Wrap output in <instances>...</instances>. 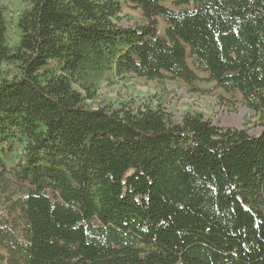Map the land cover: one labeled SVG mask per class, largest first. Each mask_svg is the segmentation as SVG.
Returning <instances> with one entry per match:
<instances>
[{
  "label": "trees",
  "instance_id": "trees-1",
  "mask_svg": "<svg viewBox=\"0 0 264 264\" xmlns=\"http://www.w3.org/2000/svg\"><path fill=\"white\" fill-rule=\"evenodd\" d=\"M24 1L14 46L0 3V264H264V0ZM127 76L211 84L263 131L91 105Z\"/></svg>",
  "mask_w": 264,
  "mask_h": 264
},
{
  "label": "rangeland",
  "instance_id": "rangeland-1",
  "mask_svg": "<svg viewBox=\"0 0 264 264\" xmlns=\"http://www.w3.org/2000/svg\"><path fill=\"white\" fill-rule=\"evenodd\" d=\"M177 0H164L163 5L177 9ZM7 16V40L9 46L18 42L16 26L19 14L25 7L24 0H0ZM121 13L118 23L123 27H134L141 24L142 13L135 6L120 1ZM160 30L164 23L158 19ZM198 88L203 92L191 93L181 80L165 82L146 81L134 76L105 79L99 86L98 98L91 103L94 108L107 105L119 108L122 105L138 107L142 104L157 106L164 102V109L176 120L187 112H199L220 128L246 129L251 136H258L263 131L259 116L248 109L240 98L226 95L222 90L212 89L211 84L199 82Z\"/></svg>",
  "mask_w": 264,
  "mask_h": 264
}]
</instances>
